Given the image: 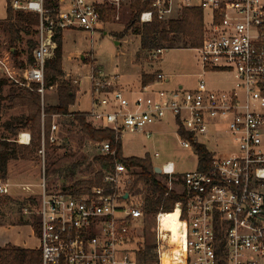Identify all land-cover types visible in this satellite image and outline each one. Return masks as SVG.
<instances>
[{"label": "built area", "instance_id": "1", "mask_svg": "<svg viewBox=\"0 0 264 264\" xmlns=\"http://www.w3.org/2000/svg\"><path fill=\"white\" fill-rule=\"evenodd\" d=\"M134 1L6 0L7 11L33 13L38 23L33 26V63L24 60L21 67L9 55L2 56L0 79L44 97L45 69L54 57L57 36L65 30H99L110 9L132 13ZM139 1L150 4L140 13V24L156 17L170 21L186 8L203 10V38L197 48L202 72L196 86L168 88L172 77L161 73L137 92L126 91L118 87V75L92 65L87 119L114 132L121 142L126 133L153 138L150 127L170 119L185 148L193 149V143L208 147L206 139L229 137L233 146L227 154L208 147L213 153L210 166L201 170L197 164L182 174L181 192L174 189L179 173L175 163L154 162L169 191L187 196L186 203L174 207L179 210V240L162 226L165 211L153 216L157 264H166L167 256L172 264H264V0ZM58 132L53 122L50 143L58 141ZM45 138L43 128V156ZM15 141L30 145L32 134L21 130ZM98 145L102 155L114 153L109 141ZM133 181L132 171L117 163L87 192H48L43 184L39 201L30 200L22 208L24 215L38 218L41 264H139L130 246L146 213L141 197L131 190ZM9 193V184L0 180V195Z\"/></svg>", "mask_w": 264, "mask_h": 264}, {"label": "rangeland", "instance_id": "2", "mask_svg": "<svg viewBox=\"0 0 264 264\" xmlns=\"http://www.w3.org/2000/svg\"><path fill=\"white\" fill-rule=\"evenodd\" d=\"M7 15L6 0H0V57L9 55L19 66L20 62L28 60L29 56L33 55L29 43L30 40L34 41L33 27L31 34L21 32L22 38L13 45L7 30ZM105 16L108 18L104 19L99 30L93 32L65 30L62 35V65L66 79L72 82L77 79L80 82L74 84L78 93L76 103L72 107L74 112L88 113L92 110L89 79L92 65L102 68L105 74L118 75L123 85L133 81L134 76L131 70L136 68L135 64H138L142 66V73H162L171 76L172 84L168 88H176L181 84L185 87L196 86L198 75L202 72L198 61V47H185L182 39L178 38L174 46L166 48L160 55L156 54V50L143 51L141 35L129 29L131 12L113 10L112 14L108 12ZM16 49L21 54L17 59L13 54ZM10 90L11 86L5 87L4 96L7 97L11 93ZM42 98L46 106L57 104V87L46 89ZM11 104V100L7 98L0 104V138L11 137L15 140L17 136L7 131L6 124L13 117L25 114L27 110L20 107L11 108ZM53 122L59 126L58 141L46 147L45 155H41L37 150L31 159H24L25 162L13 163L11 166L13 178L15 172L28 171L25 182L30 184L26 187L29 194L25 192L24 194L36 198L41 197L43 184L48 192H57L65 187L73 190L78 180L92 179L100 170V165L95 161V157L101 154L98 142L85 136L78 125L72 123L70 117H59L53 119ZM152 128L155 131L153 138H147L143 133H126L122 138L124 155L145 157L149 154L156 165L174 162L179 172L174 179V189L176 192H181L183 190L182 174L196 168L197 153L194 148H185L181 145L173 119L153 125ZM23 130L29 131V129ZM206 140L209 141L208 147L211 150L215 152L219 150L223 154H227L233 146L231 139L225 135H220L216 141L213 137ZM156 152L160 153L159 157H155ZM159 179L168 184L164 176H159ZM12 183L15 184L14 180ZM15 190L13 186L12 193ZM0 197L4 198L5 195ZM16 210L18 211V207ZM136 228L130 248L136 252L135 257L138 263L157 264L154 250V256L152 253L149 258L144 257L143 253L149 245H154L156 242L154 217L146 215L145 219L138 221Z\"/></svg>", "mask_w": 264, "mask_h": 264}, {"label": "trees", "instance_id": "3", "mask_svg": "<svg viewBox=\"0 0 264 264\" xmlns=\"http://www.w3.org/2000/svg\"><path fill=\"white\" fill-rule=\"evenodd\" d=\"M132 19L129 29L133 33L141 35V48L143 51L153 52L157 49H166L176 44L178 38L182 39L185 47L197 48L202 44L204 31V13L199 7L186 8L179 17L170 21H161L157 17L151 23L139 24L140 13L150 9L149 3H142L135 0L132 4ZM112 14L113 10L108 11ZM108 16H103L107 19ZM7 30L10 33L11 43L16 44L21 38V32L32 33V27L38 23V18L30 12L8 11ZM31 51L36 46L32 40L29 41ZM58 46L55 57L47 62L45 69V88L57 87L58 103L46 106L43 104V98L36 90L25 87H17L9 80L0 79V104L4 99L11 100V108H25L27 112L23 115L15 116L6 124V129L13 136L23 129H29L32 134L30 145L19 144L11 137L0 138V180L6 179L8 164L16 159H31L37 150L42 148V132L45 130V146H50V134L53 121V115L60 117H70L72 123H76L80 131L94 142L109 141L114 153L109 155H98L95 161L100 165V170L92 179L78 180L73 189L75 192L83 193L89 191L94 185L100 183L104 172L111 170L117 163L125 165L134 175V181L131 190L138 196L143 203V208L147 216H154L160 210L165 212L174 211L177 202H187L185 194H178L175 191H169L163 180L159 179V174L155 171V164L152 157L148 154L145 157L124 155L121 141H117L114 132L93 126L87 117V112H74L73 105L77 99V88L73 82L66 79L63 70V52L62 36H57ZM19 58L20 52L16 49L13 53ZM32 54V53H31ZM29 63H33V55L28 58ZM19 66L24 67L25 62H20ZM156 79V73L145 72L142 75V83L146 85ZM11 86V93L4 96L5 87ZM39 84H34L36 89ZM43 113L45 114L43 120ZM189 139L190 137L187 136ZM193 148L197 153L198 167L201 170L207 169L213 159L212 151L205 144L193 143ZM69 189V188H68ZM7 197H0V204ZM36 232H40V225L37 216L32 217ZM155 251V244L149 245L143 252L144 257L149 258ZM154 256V253H153ZM42 256L40 250H30L26 248L7 246L0 249V264H41Z\"/></svg>", "mask_w": 264, "mask_h": 264}, {"label": "crops", "instance_id": "4", "mask_svg": "<svg viewBox=\"0 0 264 264\" xmlns=\"http://www.w3.org/2000/svg\"><path fill=\"white\" fill-rule=\"evenodd\" d=\"M135 67L136 68L131 70L134 76L133 81L126 82V85L118 81V87L133 92H137L141 89L143 84L142 75L145 72L142 73L143 69L141 65L135 64ZM152 127L153 126L150 127V130L155 133ZM21 162H25V160L16 159L10 161L8 164V171L6 174L7 180L5 179V183L9 184L10 193L5 195L8 199L0 204V249L7 246H14L30 250H39L41 244L39 233L36 232L32 217L24 215L22 208L30 200L37 202L40 198L26 195L29 194V190L26 187L30 185L25 182L28 177V171L21 170L20 172H15L14 178L12 177V164ZM21 165L23 166L24 164ZM13 180L15 184L12 183ZM13 186L16 190L12 193ZM24 192L26 194H24ZM17 207L18 211L16 210Z\"/></svg>", "mask_w": 264, "mask_h": 264}, {"label": "bare ground", "instance_id": "5", "mask_svg": "<svg viewBox=\"0 0 264 264\" xmlns=\"http://www.w3.org/2000/svg\"><path fill=\"white\" fill-rule=\"evenodd\" d=\"M25 140H27L25 138ZM178 215H179V210H174L172 212H166L165 215L163 216V220H162V226L164 229L172 231L175 238L177 240L180 239V231H179V226H180V222L178 219ZM164 262L166 264H172V260L170 259L169 256L164 258Z\"/></svg>", "mask_w": 264, "mask_h": 264}, {"label": "water", "instance_id": "6", "mask_svg": "<svg viewBox=\"0 0 264 264\" xmlns=\"http://www.w3.org/2000/svg\"><path fill=\"white\" fill-rule=\"evenodd\" d=\"M155 171L160 174L161 173V168L160 167H155ZM64 190H66V187L64 188Z\"/></svg>", "mask_w": 264, "mask_h": 264}]
</instances>
